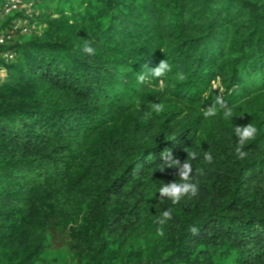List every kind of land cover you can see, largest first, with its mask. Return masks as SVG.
Here are the masks:
<instances>
[{"label":"trees","instance_id":"trees-1","mask_svg":"<svg viewBox=\"0 0 264 264\" xmlns=\"http://www.w3.org/2000/svg\"><path fill=\"white\" fill-rule=\"evenodd\" d=\"M32 23L0 45V264H264V0H39ZM219 90L232 121L203 116ZM165 148L198 153L195 197L160 198Z\"/></svg>","mask_w":264,"mask_h":264},{"label":"clouds","instance_id":"clouds-1","mask_svg":"<svg viewBox=\"0 0 264 264\" xmlns=\"http://www.w3.org/2000/svg\"><path fill=\"white\" fill-rule=\"evenodd\" d=\"M96 43L95 40L86 41L82 51L87 55H95L96 48L93 45ZM142 71L137 74L136 82L137 84H146L150 83L151 79H159L163 77L167 72L171 71V65L166 59L159 61L158 65L155 67H149L147 63L143 64ZM179 78L184 79L182 74H178ZM163 84V81H161ZM160 90H163L161 88ZM218 95L215 96L212 106L203 109L204 118H213L217 116H222L226 121L231 120L235 116L233 109L229 107L228 103L224 100L222 95V90H219ZM164 111V105L161 103H152L151 111L145 113V118H151L152 114H160ZM258 134V129L252 123H249L245 126H234V135L238 138L236 142L235 155L237 159H245L248 156V153L244 150L249 141H252L256 138ZM161 163L159 166L160 171H164L167 168L178 169L179 181H173L170 183H164L162 187L159 188L158 193L160 198H167L172 201L173 204H177L184 197H195L199 192V182H192V165L189 162L190 159L194 160L197 158L198 153L195 151L187 152V159L181 163V161L176 158L170 149L165 148L160 152ZM204 161L211 164L213 162V156L210 152H204L203 156ZM197 175H203L204 171L202 168L196 170ZM172 219L171 209L165 210L161 216L156 220V223L161 225L157 229V234L159 236H164L163 225L167 221ZM190 231L193 234L198 233V228L193 226Z\"/></svg>","mask_w":264,"mask_h":264},{"label":"built area","instance_id":"built-area-1","mask_svg":"<svg viewBox=\"0 0 264 264\" xmlns=\"http://www.w3.org/2000/svg\"><path fill=\"white\" fill-rule=\"evenodd\" d=\"M39 0H3L0 3V26L11 18L10 24L0 34V45H4L16 36H27L35 30L32 19ZM5 58L13 59L10 55Z\"/></svg>","mask_w":264,"mask_h":264},{"label":"rangeland","instance_id":"rangeland-1","mask_svg":"<svg viewBox=\"0 0 264 264\" xmlns=\"http://www.w3.org/2000/svg\"><path fill=\"white\" fill-rule=\"evenodd\" d=\"M3 0H0V3ZM3 77V73L0 75ZM45 264H75L70 254L65 249L48 250L44 254Z\"/></svg>","mask_w":264,"mask_h":264}]
</instances>
